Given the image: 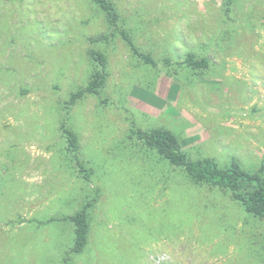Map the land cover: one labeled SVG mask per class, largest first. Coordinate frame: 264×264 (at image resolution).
Segmentation results:
<instances>
[{
    "label": "rangeland",
    "instance_id": "1",
    "mask_svg": "<svg viewBox=\"0 0 264 264\" xmlns=\"http://www.w3.org/2000/svg\"><path fill=\"white\" fill-rule=\"evenodd\" d=\"M110 1L154 65L90 0H0V264H264V218L132 134L164 128L191 159L264 176V0ZM92 49L100 94L69 104ZM189 51L208 66L179 64ZM87 201L75 253L68 217Z\"/></svg>",
    "mask_w": 264,
    "mask_h": 264
},
{
    "label": "trees",
    "instance_id": "2",
    "mask_svg": "<svg viewBox=\"0 0 264 264\" xmlns=\"http://www.w3.org/2000/svg\"><path fill=\"white\" fill-rule=\"evenodd\" d=\"M90 1L105 13L109 28L112 30L111 33L118 32L133 53L143 62L151 65L155 64L149 53H142L137 49L127 32L118 29L119 16L110 0ZM99 38L107 39L108 36L101 35ZM90 55L96 63L97 70L91 75L84 87L78 88L70 94L69 104L81 98L86 92L100 94V89L105 82L106 58L104 54L93 49L90 50ZM208 63V57L197 56L191 51L187 52L183 60L179 62V64L192 69L206 68ZM61 129L66 140V149L77 153L79 149L77 135L64 123L61 124ZM132 134L136 136L141 144L155 151L172 167L181 169L192 182L228 190L231 199L238 202L247 213L264 218V176L261 171H247L235 160L223 167L210 157L191 159L183 151L175 134L164 128L146 130L138 127L132 130ZM79 169V171H86L83 165H80ZM85 175L88 176L87 173ZM90 205L91 201H87L79 210L68 217L73 224V245L70 248L72 252H81L87 244L89 233L88 207ZM64 264L72 263L65 261Z\"/></svg>",
    "mask_w": 264,
    "mask_h": 264
}]
</instances>
